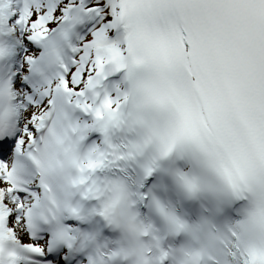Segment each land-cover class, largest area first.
Segmentation results:
<instances>
[{
    "label": "snow or ice",
    "instance_id": "snow-or-ice-1",
    "mask_svg": "<svg viewBox=\"0 0 264 264\" xmlns=\"http://www.w3.org/2000/svg\"><path fill=\"white\" fill-rule=\"evenodd\" d=\"M0 264H264V0H0Z\"/></svg>",
    "mask_w": 264,
    "mask_h": 264
}]
</instances>
